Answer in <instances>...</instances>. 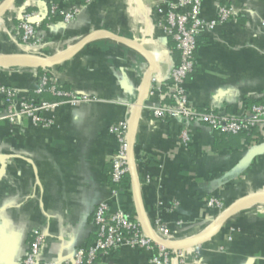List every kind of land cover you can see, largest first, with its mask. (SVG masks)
<instances>
[{
  "label": "crops",
  "instance_id": "obj_1",
  "mask_svg": "<svg viewBox=\"0 0 264 264\" xmlns=\"http://www.w3.org/2000/svg\"><path fill=\"white\" fill-rule=\"evenodd\" d=\"M7 1L0 0V10ZM52 5L80 11L69 24L60 16L47 23L45 18L38 43L23 44L20 17L49 14ZM220 7L236 17L201 30L195 72L186 85L188 100L198 111L248 115L252 105L264 106V0H202V18L214 20ZM166 11L160 0H14L0 17V55L56 61L97 31L138 41L151 53L159 70L149 89L159 90L143 103L135 172L150 228L160 222L170 243H183L203 235L237 200L264 194V121L246 135L223 139L200 123L153 119L150 108L168 103L171 70L179 62L164 33ZM148 67L136 49L106 35L53 65L0 63V84L20 96L33 97L46 74L60 89L89 98L47 113L53 119L49 128L34 126L27 117L0 122V264H19L35 230L46 235L41 264H64L93 243L94 211L111 197L110 161L117 148L111 129L129 125ZM44 99L54 100L48 94ZM184 131L187 143L181 139ZM213 198L221 208L207 206ZM110 206L137 219L128 175ZM188 254L190 264H264V198L239 207ZM150 258L149 252L123 247L94 264H150ZM180 259L171 264H181Z\"/></svg>",
  "mask_w": 264,
  "mask_h": 264
},
{
  "label": "built area",
  "instance_id": "obj_2",
  "mask_svg": "<svg viewBox=\"0 0 264 264\" xmlns=\"http://www.w3.org/2000/svg\"><path fill=\"white\" fill-rule=\"evenodd\" d=\"M93 0H86L90 2ZM167 11L164 21V33L170 38L175 49L179 53V62L171 70V81L168 99L172 104L160 103L152 106L150 112L155 121L166 123L171 119H180L185 124L200 123L210 128L212 131L223 135H236L241 132H250L257 128L264 121V106L253 105L249 109L248 115L237 116L221 112L198 111L191 107L187 94V80L195 72L197 38L201 30L213 29L221 23H225L236 17L235 12L226 7H220L214 20L207 21L201 16L202 0H176L167 2ZM78 7H72L68 11H61L56 5H52L47 19L55 16L62 17L64 24L71 23L79 14ZM42 15L35 13H25L20 17V30L22 31L21 41L28 44L36 37L37 31L41 27L39 21ZM158 88H150L149 95H154ZM37 96L48 94L54 100H46L31 96H20L18 91L0 84V122L8 121L16 123L20 118L27 117L32 124L37 127L49 128L53 124V119L47 113L55 112L62 104L71 106L79 105L89 101L87 96H80L72 91L60 89L49 76L43 74L39 78V84L34 92ZM165 94H161L164 99ZM126 123H120L112 127L111 132L115 135L117 148L111 157L110 165V199L116 198L123 190V183L128 175L126 160L127 132ZM184 143L189 141L187 133L181 135ZM110 199L100 202L93 214L92 224L94 227V241L88 247L79 249L72 259H64V264H94L95 261L104 255L115 253L127 247L137 251L151 253L150 264H171L173 260L180 259L181 264H190L188 254L194 249L184 251H169L154 244L143 233L137 219L121 209L113 210L110 206ZM209 208H221V204L215 198L207 202ZM153 234L165 242L171 241L168 229L160 222L156 223ZM44 232L33 231L32 242L29 251L19 264H41V249L45 242ZM189 255V254H188ZM54 264V263H49Z\"/></svg>",
  "mask_w": 264,
  "mask_h": 264
},
{
  "label": "water",
  "instance_id": "obj_3",
  "mask_svg": "<svg viewBox=\"0 0 264 264\" xmlns=\"http://www.w3.org/2000/svg\"><path fill=\"white\" fill-rule=\"evenodd\" d=\"M14 4V0H8L4 7L0 10V17L3 16ZM47 11L44 12L42 17L40 18V22H43L44 19L47 17ZM99 35H106L107 37L124 44L126 46H129L133 49H136L139 53H141L145 59L149 63V67L144 74L137 101L134 107L133 116L130 120L128 132H127V149H126V160H127V167H128V176L130 177L131 181V188H132V194L133 199L135 203V208L137 211V220L139 222V225L143 231V233L146 235L148 239H150L154 244L157 246L169 250V251H184V250H190L197 248L207 242L222 226L223 224L237 211V209L244 204H247L252 201H258L264 198V194L256 195L252 197H246L237 200L233 205H231L224 213L215 221V223L212 224V226L201 236L192 239L187 242L183 243H170L162 241L161 239L157 238L146 218L145 210L143 207V203L141 200V194L139 191V184L135 172V166H134V146H135V139L140 119L141 110L143 108V103L148 95L149 86L152 80L153 75H155L158 70V63L155 60V58L151 55L149 51H147L138 41L125 39L116 35H113L111 33L107 32H101L97 31L94 33H91L87 37H85L69 54L66 56L56 60V61H45L40 59H32L24 56L19 55H0V63L8 62V61H16V62H28V63H39L43 64L45 66L47 65H53L55 63H60L68 58L72 57L74 54H76L81 48H83L85 45H87L91 40H93L95 37Z\"/></svg>",
  "mask_w": 264,
  "mask_h": 264
},
{
  "label": "trees",
  "instance_id": "obj_4",
  "mask_svg": "<svg viewBox=\"0 0 264 264\" xmlns=\"http://www.w3.org/2000/svg\"><path fill=\"white\" fill-rule=\"evenodd\" d=\"M56 17H59V16H55V17H53V18H51V19H49V20H46L45 23L54 21ZM171 41H172V40H171ZM172 43H173V45H174V47H175V44H174L173 41H172ZM177 64H178V63H177ZM171 85H172V81H171V83H170V86H171ZM63 89H65V88H63ZM44 95H47V94H44ZM44 95L37 96L36 94H33V97L44 98ZM49 101H50V100H49ZM168 104H172V101H171L170 99L168 100ZM252 106H253V105H252ZM251 131H254V129L251 130ZM251 131H250V132H251ZM216 133H217V132H216ZM247 133H249V132H241V133L236 134V135H223V134H218V133H217V134L219 135V138L229 139V138H233V137H236V136L246 135Z\"/></svg>",
  "mask_w": 264,
  "mask_h": 264
},
{
  "label": "bare ground",
  "instance_id": "obj_5",
  "mask_svg": "<svg viewBox=\"0 0 264 264\" xmlns=\"http://www.w3.org/2000/svg\"><path fill=\"white\" fill-rule=\"evenodd\" d=\"M21 63L27 64V65H30L33 67H40L41 66V64H39V63H28V62H21Z\"/></svg>",
  "mask_w": 264,
  "mask_h": 264
},
{
  "label": "rangeland",
  "instance_id": "obj_6",
  "mask_svg": "<svg viewBox=\"0 0 264 264\" xmlns=\"http://www.w3.org/2000/svg\"><path fill=\"white\" fill-rule=\"evenodd\" d=\"M30 42H31V43H33V42H34V43H35V42L38 43V39L35 37V38L31 39V40L29 41V43H30Z\"/></svg>",
  "mask_w": 264,
  "mask_h": 264
}]
</instances>
